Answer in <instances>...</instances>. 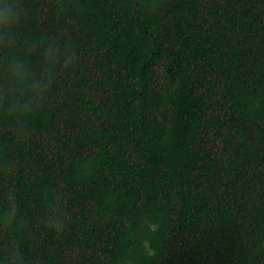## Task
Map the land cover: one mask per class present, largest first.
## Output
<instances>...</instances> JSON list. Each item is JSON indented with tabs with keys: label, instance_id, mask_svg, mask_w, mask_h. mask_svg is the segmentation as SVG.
<instances>
[{
	"label": "trees",
	"instance_id": "1",
	"mask_svg": "<svg viewBox=\"0 0 264 264\" xmlns=\"http://www.w3.org/2000/svg\"><path fill=\"white\" fill-rule=\"evenodd\" d=\"M77 62L18 138L0 233L38 264H264V0H26ZM54 201L70 218L45 226Z\"/></svg>",
	"mask_w": 264,
	"mask_h": 264
},
{
	"label": "clouds",
	"instance_id": "2",
	"mask_svg": "<svg viewBox=\"0 0 264 264\" xmlns=\"http://www.w3.org/2000/svg\"><path fill=\"white\" fill-rule=\"evenodd\" d=\"M28 15L26 0H0V117L12 124L18 138L26 135L28 117L41 108L50 90L70 75L77 62L75 51L61 46L56 39L37 43L24 31ZM6 210L0 214V233L11 235L18 224L15 193L9 191ZM70 218L63 206L54 201L45 217L46 228L63 234ZM0 264H38L26 257L10 241Z\"/></svg>",
	"mask_w": 264,
	"mask_h": 264
}]
</instances>
